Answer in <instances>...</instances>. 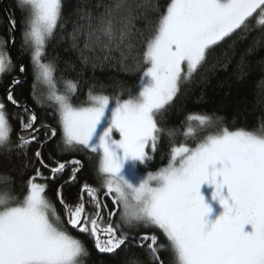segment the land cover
I'll return each instance as SVG.
<instances>
[{
	"label": "snow or ice",
	"instance_id": "obj_1",
	"mask_svg": "<svg viewBox=\"0 0 264 264\" xmlns=\"http://www.w3.org/2000/svg\"><path fill=\"white\" fill-rule=\"evenodd\" d=\"M64 7V0H14V7L0 9V15L14 45L16 11L24 13L22 47L31 50L32 99L41 103L37 85L47 87L45 100L62 133L61 151L94 153L96 183L84 181L74 204L58 190L63 215L58 212L46 196V183L36 182L48 179L41 168L54 180L71 167L68 183L77 181L85 163L51 154L45 159L43 149L57 137V127L41 123L17 98L21 81L12 79L0 97V155L27 157L35 143L33 157L40 167L20 193L10 183L0 192V264H85L90 251L68 226L92 238L99 253L135 246L145 250L151 264H264V122L230 129L214 114L188 115L197 126L189 123L183 135L195 141L193 146L177 144L178 130L164 124L184 87L206 65L215 66L210 58L220 62L214 56L218 49H233L253 30L259 36L245 57L264 47V0H167L164 5L99 0L95 11L78 8L70 35L73 47L83 38L82 59L87 61V51L142 73L126 98L90 88L83 103L74 102L78 80L61 75L64 87H57L58 57L45 62L46 47L64 29ZM8 44L0 38V76L15 69ZM244 66L242 58L241 78ZM18 71L26 72L23 63ZM8 104L17 109L14 115ZM12 119L19 124L15 141ZM165 137L167 163L147 171ZM131 264L146 262L137 258Z\"/></svg>",
	"mask_w": 264,
	"mask_h": 264
},
{
	"label": "trees",
	"instance_id": "obj_2",
	"mask_svg": "<svg viewBox=\"0 0 264 264\" xmlns=\"http://www.w3.org/2000/svg\"><path fill=\"white\" fill-rule=\"evenodd\" d=\"M99 0H64V17L65 24L63 31L58 30L55 37L46 47L47 62L53 55L58 57L57 72L54 76L57 78V85L63 84L59 77L63 75L64 79L78 80V92L74 97V102L83 103L88 99L90 88L94 90L103 89L106 94L123 93L126 98L127 89L137 87L141 71L130 70L122 66L118 60L98 59L97 54L87 51L83 52L84 57H88L87 61L82 59L83 38L77 43V47H73V40L70 35L73 31V21L77 19L75 13L78 8L87 5L95 11L94 5ZM161 5L167 3V0H154ZM14 7V0H0V9H9ZM17 27L15 31V44L11 43V38L7 31V25L0 15V38L8 39L9 54L12 57L15 69L6 73L0 78V97L5 94V88L12 79H19L21 83L15 86V95L22 101H26L29 108L34 110L39 117V121L43 124L57 127L58 135L48 142L43 149L45 159L49 154L56 159L69 161L73 158L81 159L85 163V167L78 174L76 182H68L71 174L69 167L63 174L51 179V174L47 170L41 168L47 181L37 179L36 182L46 183V196L56 205L58 212L63 215V208L59 204L57 191L62 192L66 203L74 204L79 197L80 187L84 181L96 183L95 168L97 158L94 153H88L87 156L82 150L77 149L71 152H62L63 145L61 143V131L57 126V117L53 108L48 106L46 102L37 103L32 99L33 91V68L31 64L30 49L22 47V31L24 27V13L20 10L16 11ZM142 21L137 22L136 27L142 26ZM259 36L258 30H253L246 40L238 42L233 49H229L227 45L218 49L214 56L219 57V63L215 58H210L209 64L215 65L209 68L208 65L202 70L201 75L196 80L186 85L181 95L175 101V104L168 109L164 118V124L167 128L178 130L176 143L186 142L193 146L195 141L192 139L185 140L183 133L187 125L193 122L187 121L188 115H215L222 118V123L230 129L237 128H253L258 127L264 122V47L259 48L256 53L245 57L244 52L251 41ZM227 53V55H225ZM102 55V54H99ZM244 59L245 66L243 68L244 75L241 78L240 64ZM23 63L26 72L18 71L19 64ZM43 104V106H41ZM22 111V110H20ZM8 112L14 115L17 109L8 104ZM14 132L12 139L15 141L16 132L19 131V124L12 119ZM194 124V123H193ZM210 129L209 131H214ZM44 135L43 131L40 133ZM60 144V148L57 145ZM36 145L33 143L32 151L27 157H17L15 153L11 156L0 155V177L9 176L11 181L0 179V192H2L9 183L16 193H20L25 188L26 180L30 175H34V169L40 167L33 157ZM90 157V159H89ZM168 159V139L165 137L160 146V150L154 155V158L147 166L148 171H155L157 168L167 163ZM25 165H28L27 168ZM64 185L63 189L60 186ZM71 234L83 242L90 251V257L85 258V264H131L134 259H141L146 264H151L150 258L144 249L130 246L127 249L118 250L116 254L99 253L95 248L94 240L85 234L79 233L77 230L68 226ZM163 238V237H162ZM165 258L169 257L165 253Z\"/></svg>",
	"mask_w": 264,
	"mask_h": 264
},
{
	"label": "rangeland",
	"instance_id": "obj_3",
	"mask_svg": "<svg viewBox=\"0 0 264 264\" xmlns=\"http://www.w3.org/2000/svg\"><path fill=\"white\" fill-rule=\"evenodd\" d=\"M30 49V48H29ZM30 52H31V50H30ZM2 76H0V78H1ZM33 82H34V80H33ZM57 87L58 88H60V89H63V87H64V84H62L61 86H58L57 85ZM47 94H48V89H47V87L45 86V85H42V84H38L37 85V95H38V98H39V100H40V102H46V100H45V98L47 97ZM193 123L191 124V126L193 127V128H196V126H197V122H195V121H192ZM116 138H118V134H116ZM143 167V166H142ZM148 171V170H147ZM37 183H39V182H37Z\"/></svg>",
	"mask_w": 264,
	"mask_h": 264
}]
</instances>
